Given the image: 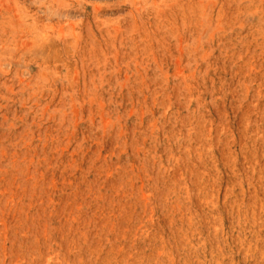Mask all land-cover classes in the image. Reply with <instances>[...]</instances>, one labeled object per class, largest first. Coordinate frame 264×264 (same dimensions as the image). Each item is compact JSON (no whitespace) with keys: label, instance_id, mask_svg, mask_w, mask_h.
<instances>
[{"label":"rangeland","instance_id":"obj_1","mask_svg":"<svg viewBox=\"0 0 264 264\" xmlns=\"http://www.w3.org/2000/svg\"><path fill=\"white\" fill-rule=\"evenodd\" d=\"M0 264H264V0H0Z\"/></svg>","mask_w":264,"mask_h":264}]
</instances>
